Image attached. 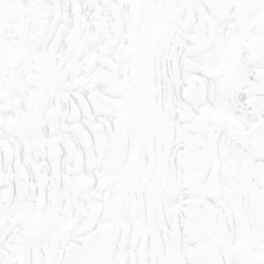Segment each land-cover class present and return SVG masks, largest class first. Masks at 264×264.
Wrapping results in <instances>:
<instances>
[{
  "label": "snow or ice",
  "instance_id": "1",
  "mask_svg": "<svg viewBox=\"0 0 264 264\" xmlns=\"http://www.w3.org/2000/svg\"><path fill=\"white\" fill-rule=\"evenodd\" d=\"M0 264H264V0H0Z\"/></svg>",
  "mask_w": 264,
  "mask_h": 264
}]
</instances>
